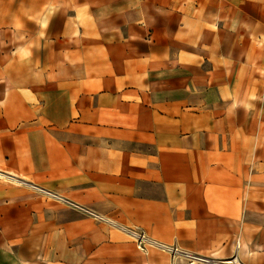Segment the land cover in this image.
<instances>
[{
	"label": "crops",
	"instance_id": "obj_1",
	"mask_svg": "<svg viewBox=\"0 0 264 264\" xmlns=\"http://www.w3.org/2000/svg\"><path fill=\"white\" fill-rule=\"evenodd\" d=\"M183 252L264 264V0H0V264Z\"/></svg>",
	"mask_w": 264,
	"mask_h": 264
},
{
	"label": "built area",
	"instance_id": "obj_2",
	"mask_svg": "<svg viewBox=\"0 0 264 264\" xmlns=\"http://www.w3.org/2000/svg\"><path fill=\"white\" fill-rule=\"evenodd\" d=\"M45 194H47L48 196L56 199V200H62L60 197H57L55 196L54 194L48 192V191H43ZM63 201V200H62ZM75 208L79 209V210H82L86 213H88L90 216H92L93 218L97 219V220H104L103 217H101L99 214L93 212V211H90V210H87L83 207H80V206H77V205H74ZM131 234L138 240V244H142V241L144 240V237H142L141 234L139 233H136V232H133L131 231ZM175 250H173L172 253H174ZM182 256L188 261V263H194V262H198V263H208V264H235L234 262V258L230 261H211L209 258L207 257H201V256H198V255H195V254H192V253H187V252H183L181 253Z\"/></svg>",
	"mask_w": 264,
	"mask_h": 264
}]
</instances>
